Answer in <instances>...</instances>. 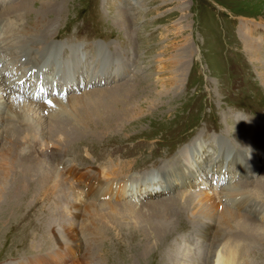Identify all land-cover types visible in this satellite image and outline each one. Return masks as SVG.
Instances as JSON below:
<instances>
[{"label": "rangeland", "instance_id": "374dc122", "mask_svg": "<svg viewBox=\"0 0 264 264\" xmlns=\"http://www.w3.org/2000/svg\"><path fill=\"white\" fill-rule=\"evenodd\" d=\"M36 9L51 23L45 44L63 48L54 56L80 50L73 72L89 83L98 62L100 76L54 96L39 127L8 122L12 106L40 101L25 70L14 72L13 52L0 53V70L13 72L0 89V161L10 150L0 264H264V0H0L3 40L24 37ZM44 74L39 84L59 93L56 74ZM42 172L54 202L27 219L43 206ZM27 174L39 187L23 190ZM246 185L247 205L217 206L252 226L231 223L219 240L216 217L179 206Z\"/></svg>", "mask_w": 264, "mask_h": 264}, {"label": "bare ground", "instance_id": "6f19581e", "mask_svg": "<svg viewBox=\"0 0 264 264\" xmlns=\"http://www.w3.org/2000/svg\"><path fill=\"white\" fill-rule=\"evenodd\" d=\"M28 3H29V1L26 2V6H25L24 10H26L28 8ZM57 5L55 4L52 7V11L54 12V14L60 13L58 11ZM29 15L30 16L33 15V22L30 23V25H32V29H28L26 31L24 37L23 36L12 37L8 43H7V40H3L5 37V34H6L4 23H3V25L0 24V53L5 55V54L9 53L10 51L13 52V56H12V58L10 57L11 59L9 62H11V65L14 66V72H16V70L18 68H23V70H25L24 71L25 75H28L30 78H32V81L34 82L31 86V92L36 90L35 92L37 93V96L35 94H33L32 97H36L35 99L37 101H40V103L34 102L32 100L31 101H29V100L28 101H22V103L19 105V107L16 105L12 106L11 110H12L13 114H12V118H10L8 122H11V120H14V121H18L19 123H22V124L25 123L29 126H33V127L37 128L41 124L45 123L43 120V118H44L43 114H45L46 112L47 113L49 112L46 110L48 109L49 106H51V104H53V105L50 107L51 111H50V113H48L49 116L52 117V115H51L52 112H55V109H56L55 103L59 102L60 100L54 101L55 98H57L54 96H57V94H59V95L67 94L68 92H72V91L76 90L77 88L79 89V88L84 87L86 85H90L89 83H91V82L95 83V81L98 80V77L100 76V74H99L100 67H98L99 66L98 62L96 64L94 63V68L90 69L89 72L86 73L87 80H91V81H89V83H86L87 81H85L84 77H81L80 74H78V73H74L72 70V60L77 61L76 56L80 52V50H76V49L73 50L72 54H75L76 56H74V57L67 56L63 62L60 61L59 57L54 56V55L61 54L63 48L59 47V49L56 50L54 48V46H52L51 44H49V45L45 44V41L48 38V37H46L47 36L46 32L48 31V28L50 27V24H51L49 22H45V13L36 9V10H32V12ZM54 21L55 20H53L52 23ZM38 37L40 39H42V41H44V42L38 40ZM30 38H36L37 41H31V40H29ZM25 40H29V41H25ZM21 43H23V45H22L24 47L23 49L21 48V46H19V45H21ZM16 44L18 46H16ZM28 44H29V46H28ZM52 50H53V52H52ZM94 56H95L94 61H97L99 59V55L95 54ZM78 58H80V65L79 66H82V63H84L83 57L80 56ZM2 59L3 58H0V67L1 68L5 67ZM59 66H61L60 69H58ZM109 67H110L112 73H114L117 70V68H115L117 66L113 67L110 64ZM120 69H122V68L120 67ZM97 71H99L98 75L96 74ZM46 72L49 74H51V73L56 74L55 77H53V79L58 77L56 80V85H57L58 90H61L59 93L56 92V94H52L53 89L51 87L45 89L47 80L44 79V76H45L44 73H46ZM4 73H6L8 77H10L13 72H9V70H7V69L0 70V89H1V85L3 83H5L1 79L2 77H4L3 76ZM109 75H112V74L110 73ZM116 76H118V74ZM116 76L113 77L112 79L116 78ZM92 77H93V79H89ZM106 78L110 79L111 77L107 76ZM100 80L104 82L105 79L102 78ZM39 83H42L45 86L40 85ZM177 83H178L177 80H174L171 82L170 86H176L177 87ZM74 86H75V88H74ZM36 87H38V89L41 91H43V89H45L46 97H49V98L52 97L47 105L45 104L47 101L43 102V99H45V98H43L44 96L42 98L39 97L42 95L38 92V89ZM32 89H33V91H32ZM165 90H166V88H165ZM39 104H42L44 106L43 110H45V111L39 110L40 112L39 111L38 112L40 113L39 115H41L40 116L41 118L38 117V120L36 119L37 122H34V120H30L29 118L33 114L34 110H38L37 107H39ZM71 104H74V102H71ZM2 109H3V106H2V104H0V117H1ZM8 117H9V114H8ZM1 122H2V119L0 118V125H1ZM10 128H11L10 126L8 128H6V130L9 129V133H11V132L17 133V129H14L12 131V129H10ZM57 128L61 129L62 132L64 131V128L62 126H58ZM2 152L4 154V157L0 161V164H1L0 169H2V172H3V170L5 168V164L10 161L9 160L10 150L4 149ZM206 167H208V166L206 165ZM71 169L72 168L70 167L68 170L67 169H65V170L71 172ZM62 172H64V171L62 170ZM6 174H7V171H4V175L2 177H0V197H2V194L5 191L6 185H3V184H4V180H6L5 179ZM196 175H197V173H196ZM165 176H166V174H165ZM48 178H51V177L49 176ZM53 178H56V181H57L56 187L57 188H64L65 184H67V180L64 177H62L60 174L53 176ZM236 178H237V176H234V179H236ZM263 180H264V178H263ZM40 182L42 183V186L40 187V192H41V189L43 190V192H41L42 198L39 199V202L43 203V204H41L43 206L37 208V210H36V205H35L30 210H25L23 213H21V214H26L27 219L34 217V215L36 214L37 211L42 212L44 207H46L47 205L49 207V203L53 205V203H51V202H54L55 191L53 192V200H52L50 193H45L47 186H48V181L44 177L43 172H42V176H40ZM18 184L20 186H22L20 182ZM30 184H33V186L31 185L32 187H34V185H37L39 187V185L36 181V176H32L31 174H27L25 176V178L23 179V186H24L23 190H24L25 186L28 187ZM262 184L264 185V182ZM247 186L248 185H246V187H245L247 192L243 189L237 190V189L231 188L230 190L222 192V195L215 196V199L206 197V198L202 199L201 201L191 200V201L186 202L184 205L181 204L179 206H181V208L185 207V210L189 209L191 211V216H198L199 215V216L205 217V216H208V213H211V217H208L210 220H213L212 217H216L218 219L219 224H220V226L218 227V229H220L219 230L220 235L218 236V240H219V239H222V237H223L222 233L223 232H227L228 229L229 230L232 229L231 223L239 224L240 225L239 229H242L244 227H250L251 228L252 224H247V223L243 222V220H244L243 215L231 212L230 210L222 209L220 206H217L219 203H221L223 206H236L235 202L233 203V201H235V199H238L242 205H244L243 201H245L246 202L245 205H247V203H249L252 200V198H250V195H249L250 192H249V188H247ZM230 187H232V186H230ZM20 192H19V194H20ZM37 193H39V192H37ZM23 209L24 208L17 209L16 212H22ZM171 211H172V213H171V216H172L173 214H175V211H178V209H176L175 206L173 205ZM177 213H179V212H177ZM221 225H223L225 227L222 228ZM164 228H166V227H164ZM164 228L162 229V231H164V232H166V231L170 232L171 231V228H169V229H167V228L164 229ZM17 229H18L17 225L12 224L11 228L9 230L11 232H9V233L12 234V231L13 230L16 231ZM164 232L160 236V239L164 238L163 235H166ZM138 263H140V262H138ZM214 264H218V263L214 262Z\"/></svg>", "mask_w": 264, "mask_h": 264}]
</instances>
